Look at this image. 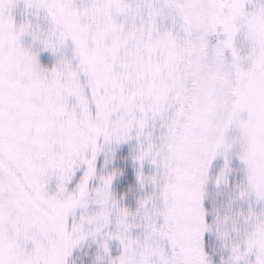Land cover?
<instances>
[{"label":"snow or ice","instance_id":"snow-or-ice-1","mask_svg":"<svg viewBox=\"0 0 264 264\" xmlns=\"http://www.w3.org/2000/svg\"><path fill=\"white\" fill-rule=\"evenodd\" d=\"M0 264H264V0H0Z\"/></svg>","mask_w":264,"mask_h":264}]
</instances>
